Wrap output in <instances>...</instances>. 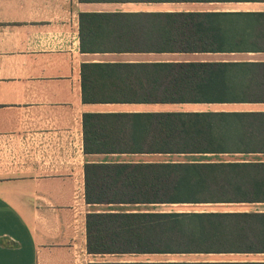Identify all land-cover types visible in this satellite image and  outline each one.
Instances as JSON below:
<instances>
[{
    "label": "crops",
    "instance_id": "1",
    "mask_svg": "<svg viewBox=\"0 0 264 264\" xmlns=\"http://www.w3.org/2000/svg\"><path fill=\"white\" fill-rule=\"evenodd\" d=\"M186 36L208 37V51L126 46L140 38ZM178 55L208 59L164 58ZM168 61L264 62V0H0V264L164 261L87 252L86 214L116 205L86 203L84 164L161 161L162 154L85 153L83 114L264 112V103L83 101L82 63ZM208 156L264 161L260 153ZM216 204L230 208L205 210L264 211V203ZM201 205L215 204L180 206ZM183 261H264V253H208V260Z\"/></svg>",
    "mask_w": 264,
    "mask_h": 264
},
{
    "label": "trees",
    "instance_id": "2",
    "mask_svg": "<svg viewBox=\"0 0 264 264\" xmlns=\"http://www.w3.org/2000/svg\"><path fill=\"white\" fill-rule=\"evenodd\" d=\"M156 39L140 38L126 46L208 51V37ZM115 40L120 49L121 38ZM81 71L85 103H264V62L82 63ZM83 129L85 153L264 154V112H85ZM84 198L89 204L129 206L264 203V161L87 162ZM85 227L86 250L91 254L264 253L260 210H105L88 212Z\"/></svg>",
    "mask_w": 264,
    "mask_h": 264
},
{
    "label": "rangeland",
    "instance_id": "3",
    "mask_svg": "<svg viewBox=\"0 0 264 264\" xmlns=\"http://www.w3.org/2000/svg\"><path fill=\"white\" fill-rule=\"evenodd\" d=\"M185 55V54H184ZM205 55H203L202 57L195 55V56H182V55H178V56H171V57H164V58H172V59H188V60H194V59H208V57H204ZM164 156V157H163ZM210 156H204V155H162L159 158L161 160H204L206 158H209ZM219 159L222 157H218ZM224 158V157H223ZM230 208L227 205H220V204H215V205H201V206H149V205H142V206H114L112 208L116 209V210H161V209H178V210H204V209H208V208ZM247 208L251 209L253 208L252 205L250 206H246ZM245 207V208H246ZM257 208V207H256ZM262 208H264V206H262ZM116 258V257H113ZM122 258H128V259H138V260H142V259H157V260H208V254H191V255H167V254H161V255H155V256H144V255H127V257H122Z\"/></svg>",
    "mask_w": 264,
    "mask_h": 264
}]
</instances>
